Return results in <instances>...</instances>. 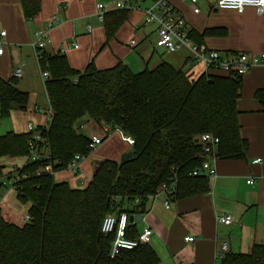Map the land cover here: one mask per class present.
<instances>
[{
  "label": "trees",
  "instance_id": "trees-1",
  "mask_svg": "<svg viewBox=\"0 0 264 264\" xmlns=\"http://www.w3.org/2000/svg\"><path fill=\"white\" fill-rule=\"evenodd\" d=\"M19 2L24 19L32 21L40 0ZM130 12L126 8L104 13L106 42ZM210 32L196 35V42ZM38 66L48 73L43 86L52 109L47 126L38 127V147L49 158L7 172L0 165V180L19 176L13 187L16 198L29 204L28 219L20 226L0 213V264H158L148 243L110 257L113 233L101 232L102 219L109 213L143 214L147 198L171 178L176 180L171 200L206 192L208 177L191 175L202 161L198 136L204 132L219 138L216 157H244L248 143L240 135L237 109L242 76L201 73L189 79L185 70L166 61L139 72L121 62L98 69L92 61L77 70L59 52H41ZM253 97L264 111V88H257ZM27 103L28 92L17 86L15 77H0V117L13 109L25 110ZM84 118L111 123L134 143L130 158L103 159L84 186L71 187L57 182L53 173L65 169L74 154L89 155V136L75 127ZM31 140L30 132L0 135V157H24ZM47 164L51 173L34 174ZM135 198L138 206H133ZM138 233L136 224L126 229L127 238ZM222 264H264V244H254L247 253L226 252Z\"/></svg>",
  "mask_w": 264,
  "mask_h": 264
},
{
  "label": "crops",
  "instance_id": "crops-1",
  "mask_svg": "<svg viewBox=\"0 0 264 264\" xmlns=\"http://www.w3.org/2000/svg\"><path fill=\"white\" fill-rule=\"evenodd\" d=\"M116 1L40 0L39 13L32 21H28L23 17L19 0H0V29L5 31L2 38L4 50L0 54V77H12L13 70L20 66L23 73L17 79V86L28 92V102L31 92L27 87L32 78L37 77L42 81L45 95L44 80L31 42L33 32L46 27L52 15H57L59 21L50 29L49 42L41 52L63 53L74 69L83 70L90 61L98 69L121 62L133 72H139L145 67L153 68L161 61H166L187 73L193 71V79L200 75L201 68H193L189 64L187 51L166 53L154 45L153 26L143 24L142 13L150 0H146L147 3L142 7L137 4L131 9L128 19L118 28L114 37L106 42L102 22L96 19V4L103 3L107 12L116 9ZM170 1L192 28L191 38L194 42L197 41L196 35L209 29L211 32L199 40L220 53L255 54L264 51V13L257 14L253 7L247 6L238 13L210 9L208 5L213 0H198L200 13L196 14L187 0ZM87 24L91 25L90 30L86 29ZM257 88H264V64L252 66L241 79L237 109L240 135L248 143L244 157H215L211 162L216 173L207 176L208 190L204 193L170 199L168 208L163 206L164 194L145 201V212L139 220L142 224L138 225V231L145 227L151 229L148 244L158 256V264H216L222 243L227 245L226 252L234 253H247L254 244H264V111L253 97ZM30 98V106L27 103L28 109L22 110L30 119L26 127L13 131L15 133L28 132V123L35 127L47 126L49 123L50 118L45 113L49 106L46 95L45 105L38 102L36 97ZM101 125L89 119L85 125L88 127L87 133L89 136H101L102 142L91 156L83 159L77 174L66 169L55 171L53 175L57 182L66 181L71 187H78V183L84 186L99 161H119L123 154L130 153L131 146L122 140L119 132L112 131L105 136ZM85 127H82V132ZM8 158L7 171L25 163L23 156ZM256 158L260 161L252 163ZM249 179L251 183L247 182ZM6 193L3 196L0 194L1 199ZM0 213L8 222L18 226L23 224L17 221L15 213L1 207V201ZM219 213H229L232 223H218L216 216ZM186 236H193L194 241H185Z\"/></svg>",
  "mask_w": 264,
  "mask_h": 264
},
{
  "label": "built area",
  "instance_id": "built-area-1",
  "mask_svg": "<svg viewBox=\"0 0 264 264\" xmlns=\"http://www.w3.org/2000/svg\"><path fill=\"white\" fill-rule=\"evenodd\" d=\"M193 13H200L198 6V0H187ZM138 4L131 0H117L115 2L116 9H133ZM253 7L257 14L262 15L264 13V0H213L209 3L210 9L219 10H232L238 13L243 12L247 7ZM105 13L104 4H96V19L99 22L103 21V15ZM143 24L147 26H153L155 32L154 45L163 49L166 53H177L181 51H187L188 62L194 67L199 66L201 73H219L223 75H236L243 76L248 70L255 65L264 64V51L249 54L246 52L238 53H220L219 51L209 48L204 43H196L191 38L192 28L184 18L183 14L173 5L170 0H154L150 1L149 5L143 8ZM59 21L57 15H52L47 22L46 27L36 29L33 32V40L31 47L34 51L35 58L41 57V51L49 42V31ZM86 29L90 30L91 25L87 24ZM5 36V31L0 29V54L3 53L2 38ZM131 44H133L131 42ZM74 46H76L73 43ZM193 71L186 72L189 79L194 78ZM22 67L18 66L13 70L12 76L15 78L22 77ZM48 77L46 70L41 71V78L43 80ZM48 118L51 117L52 109L50 106L45 111ZM46 127V126H43ZM113 130L120 133L121 138L128 145L132 146L134 140L132 137L124 135L118 128L114 127L111 123H102L101 131L107 136ZM27 131L31 133V141L29 142L28 151L25 157V163L34 162L40 159L48 160L49 155L44 153L38 147L40 140V134L38 127L28 123ZM199 143L201 145L202 161L198 168L193 169L191 175L193 176H213L216 173L215 166L211 161L216 157V148L219 144V138L212 133L204 132L198 136ZM102 142V137L98 135L89 136L88 149L94 150ZM85 157L80 154H74L70 161L66 164L65 169L77 174L80 168V164ZM260 159H254L252 163H258ZM43 172H52L50 164L46 166H40L35 169L34 174L40 175ZM54 174V173H53ZM25 175L22 174L21 177ZM19 179V176H10L7 181L1 182V186L13 188L14 184ZM251 183L252 180L247 181ZM176 180L171 178L168 182L161 184L159 189L148 198L155 199L160 194H164L166 197L163 200V206L169 207L170 197L175 192ZM1 201V197H0ZM140 204L139 198H135L133 206ZM136 215H142L138 213L129 214L127 212H121L119 215L109 213L104 216L101 222V232L113 233V240L109 248V256L114 257L120 249H130L137 246L139 243H149L152 235V231L149 227L143 228L134 239L126 237V229L128 226L135 223L134 217ZM130 216L133 219L130 221ZM25 220L28 219L26 214ZM216 221L223 225H230L232 223V217L229 213H219L216 216ZM185 241H194L193 236L184 237ZM227 245L222 243L220 251L217 256L216 264H222L224 254L226 252Z\"/></svg>",
  "mask_w": 264,
  "mask_h": 264
},
{
  "label": "rangeland",
  "instance_id": "rangeland-1",
  "mask_svg": "<svg viewBox=\"0 0 264 264\" xmlns=\"http://www.w3.org/2000/svg\"><path fill=\"white\" fill-rule=\"evenodd\" d=\"M146 3H147L146 0L145 1H139L138 2V5L142 7ZM16 79H18V78H16ZM41 82L42 81L39 80L37 77L31 79V82L29 83V85L27 87L28 90H30V92H31L29 94L30 96H29L28 107L31 104L30 103V99H31L30 97H32V98H35L36 97L37 100H38V102H40L43 105L46 104L45 95L43 94V88H42V83ZM28 107H27V109H28ZM25 113H26L25 111L15 109V110L11 111L8 116H6V117H0V135L6 133L8 131L21 130L22 126H25L26 127V123H27V121L30 118L27 117V116H25L24 115ZM85 125L86 124H84L83 126L85 127ZM87 128L88 127H85V129H83V133L85 135L89 136L90 134L87 133L88 132L87 131L88 130ZM113 131H115V130H113ZM94 150L90 151L89 156L92 155V152ZM8 159L9 158L7 156H1L0 157V165H4L5 172H7V169H8V164H9L7 162ZM1 180L7 181V178L3 177V178H1ZM88 181L89 180H87V182ZM76 186L82 187L83 185H82V183L81 184L78 183V185L76 184ZM5 191H7V193H6L7 195L5 197H3V199H1V207L6 208V210L9 211V212L15 213L17 221L18 222H21V223H24L26 221L24 219V217L27 214V208H28L29 204H27V203L26 204H22V203H20L17 200L16 194H15V189L14 188H9V187L2 188V189H0V194L3 196V194L5 193ZM136 224H137L136 228H137V230H139L138 229V225H141L142 222L139 221ZM162 260H165V259H162ZM161 264H164V263H161Z\"/></svg>",
  "mask_w": 264,
  "mask_h": 264
},
{
  "label": "water",
  "instance_id": "water-1",
  "mask_svg": "<svg viewBox=\"0 0 264 264\" xmlns=\"http://www.w3.org/2000/svg\"><path fill=\"white\" fill-rule=\"evenodd\" d=\"M88 121H89L88 118L80 119V120H78V121L75 123V127L78 129L79 132H82V129H81L82 126H83L84 124H87ZM98 121H99V119H96V122H98ZM130 157H131V153H125V154H123V155L120 157V160H125V159L130 158ZM58 182H63V181H58ZM141 218H142V215H136V216L134 217V219H135V223L138 222ZM132 219H133V217L130 216L129 220L131 221Z\"/></svg>",
  "mask_w": 264,
  "mask_h": 264
}]
</instances>
